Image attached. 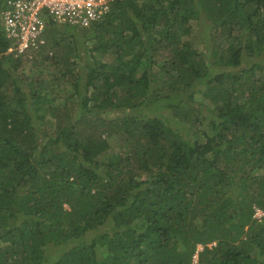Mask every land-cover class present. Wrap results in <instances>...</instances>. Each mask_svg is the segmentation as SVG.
I'll use <instances>...</instances> for the list:
<instances>
[{
  "label": "trees",
  "instance_id": "16d2710c",
  "mask_svg": "<svg viewBox=\"0 0 264 264\" xmlns=\"http://www.w3.org/2000/svg\"><path fill=\"white\" fill-rule=\"evenodd\" d=\"M87 28L22 77L0 15V264H264V0H114Z\"/></svg>",
  "mask_w": 264,
  "mask_h": 264
},
{
  "label": "built area",
  "instance_id": "2783aa9c",
  "mask_svg": "<svg viewBox=\"0 0 264 264\" xmlns=\"http://www.w3.org/2000/svg\"><path fill=\"white\" fill-rule=\"evenodd\" d=\"M113 1L5 0L0 15L3 35L9 45L4 55L14 59H31L45 52L51 55L46 38V25L53 23L89 27L110 13ZM42 51L44 52L40 54ZM253 217L264 221V210L254 205ZM200 250L201 245L192 256L193 263H196Z\"/></svg>",
  "mask_w": 264,
  "mask_h": 264
},
{
  "label": "rangeland",
  "instance_id": "374dc122",
  "mask_svg": "<svg viewBox=\"0 0 264 264\" xmlns=\"http://www.w3.org/2000/svg\"><path fill=\"white\" fill-rule=\"evenodd\" d=\"M52 25H55V27H52L48 31L50 36H54V38L56 40L59 39L60 37H63L64 39L62 41H60L61 43L58 46V45L53 44V41H52L53 39L51 40V38H47L48 39V48H49V50L52 51V54L50 55L51 57H47V59L59 57V56H61V54L63 55L64 51L67 48L72 46V43H71L72 39L70 37L71 33L74 34L75 41H76L75 43L78 45V47L82 51L85 49V47L87 45L93 43L91 38H90L93 36V32L87 27L69 26V25H65V24H52ZM200 31H201V28H200ZM201 34L203 36L208 35L207 29H203ZM46 36H47V34H46ZM47 37H49V36H47ZM47 49H45V50H47ZM44 51H42L40 54H42ZM38 58H42V57L40 56V57H37L35 59L23 58L22 61L20 62V64L18 65L19 67H18L17 71H19V74L23 77V76H25V74L30 73L32 70L36 71L37 66L36 67L33 66V64L30 61L39 62L38 60H40V59H38ZM13 65H15V60H12L11 64L7 65L6 69L12 71ZM5 66H6V64H5ZM40 67L43 69V73L45 75L48 74V72L51 70L50 64H48V62L41 64ZM17 81H18V79H17ZM27 83H28V81L20 84L21 90H23L26 93L28 92L27 91L28 88L26 86ZM18 88H19V81H18ZM158 116L160 117L161 115L158 114ZM113 145H118V142L114 141L111 146H113ZM103 158L106 161H114L116 156L109 155V156H104Z\"/></svg>",
  "mask_w": 264,
  "mask_h": 264
}]
</instances>
